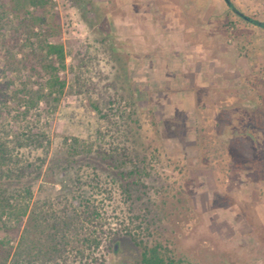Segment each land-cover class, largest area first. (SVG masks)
<instances>
[{"label":"rangeland","instance_id":"374dc122","mask_svg":"<svg viewBox=\"0 0 264 264\" xmlns=\"http://www.w3.org/2000/svg\"><path fill=\"white\" fill-rule=\"evenodd\" d=\"M51 4L65 89L57 102L28 106L41 91L35 58L0 0V197L25 205L22 228L34 205L69 214L81 193L123 243L114 252L103 242L96 264H133L139 249L127 233L175 264H264V29L243 18L264 23V0ZM74 138L91 151L69 156ZM98 149L116 150L115 162ZM135 168L140 177L128 174ZM7 220L0 242L13 253ZM66 234L62 255L24 264H84Z\"/></svg>","mask_w":264,"mask_h":264},{"label":"trees","instance_id":"16d2710c","mask_svg":"<svg viewBox=\"0 0 264 264\" xmlns=\"http://www.w3.org/2000/svg\"><path fill=\"white\" fill-rule=\"evenodd\" d=\"M7 2L8 11L19 19V28H22L26 35L25 42L21 47L27 48L29 51L28 57L35 58L36 62V65H30V70L35 73L36 83L41 91H38L34 98L28 99L27 104L32 106L41 98L57 102L65 89V81L60 79L59 72L65 68L66 55L63 45L49 42L50 38L60 34V28L56 22L58 17L50 13L51 0H7ZM3 7L0 8L3 9ZM32 7L35 12L30 13ZM243 18L249 23L264 29V23L250 18ZM35 29L38 30V34L34 33ZM32 36L36 37V43L30 42ZM108 103L115 105L116 101L112 97ZM95 110L101 118L106 119V116L102 114L97 106H95ZM253 140H256V138L253 137ZM70 141L71 143L67 147L69 156H80L91 151L89 145H83L78 139L74 138ZM115 152L116 150L107 153L98 149L96 155L102 159L115 162V157L118 156L115 155ZM121 153L119 155L123 156L124 150ZM0 154L3 156L1 148ZM0 160L3 159L0 158ZM124 164L125 162H120L117 166L123 167ZM59 170L65 173L67 166L59 167ZM142 173V171L135 168L128 174L130 176L137 174L140 177ZM24 193L29 196L31 194L30 188L27 187ZM74 198L78 200V204L77 207L72 208L69 214L67 211L65 214L64 212H53L52 206L48 202L44 203V208L34 205L29 216L30 220H33V224L26 223L25 227L22 228L21 218L26 213L25 205L19 204L15 208L13 204L8 203V197H0V217L6 215L8 219L3 223L1 229L9 234L11 240H17L13 253H11L12 249L10 247H6L0 242V264H7L9 259L8 264L29 263L32 258H40L41 254L60 256L64 251L60 247V242L64 243V240L69 242L68 237L70 236L66 234L67 231L72 233L71 237L74 238L72 246L74 255L80 260L84 259V264H96L93 253L103 242H107L106 247H110L114 252L121 249L123 246L121 237H115L116 234L111 237V231L105 232L101 229L102 219L98 205H94L89 197H83L81 193ZM10 221H14L15 225L13 227L9 225ZM139 228L140 225H138ZM44 237L45 241H43ZM127 237L139 249L138 258L135 259L133 264H175V260L167 256V253L162 251L159 244L144 245L132 238L129 233H127Z\"/></svg>","mask_w":264,"mask_h":264},{"label":"crops","instance_id":"0c3cea01","mask_svg":"<svg viewBox=\"0 0 264 264\" xmlns=\"http://www.w3.org/2000/svg\"><path fill=\"white\" fill-rule=\"evenodd\" d=\"M201 2H202V1L199 2L200 5L202 4ZM228 5H229V4H228ZM257 27H258V26H257ZM258 28H260V27H258ZM260 29H262V28H260ZM244 37H245V36L242 34L241 37H239V38H235V40H236V41H239V40L243 41V40H244ZM234 44H235V43H234ZM201 45H202V44H200L199 46H201ZM236 46H237V45H236ZM200 48H202V47H200ZM236 60H239V58L236 59ZM246 66L249 67V64H246V65H245V68H247ZM239 69H241V68H239ZM243 86H244V84H243ZM243 88H244V87H243Z\"/></svg>","mask_w":264,"mask_h":264}]
</instances>
